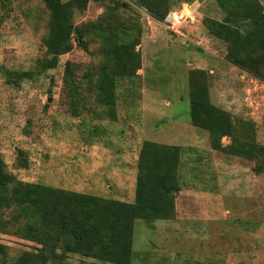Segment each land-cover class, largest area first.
Instances as JSON below:
<instances>
[{
	"label": "rangeland",
	"instance_id": "obj_1",
	"mask_svg": "<svg viewBox=\"0 0 264 264\" xmlns=\"http://www.w3.org/2000/svg\"><path fill=\"white\" fill-rule=\"evenodd\" d=\"M120 6L114 25L134 27L120 40L138 33L140 66L115 89L116 119L96 117L83 72L100 63L98 39L87 50L73 43L56 65L36 76L44 56L42 38L48 12L40 0H0V157L15 179L67 191L90 193L131 202L136 159L142 140L178 145L179 189L172 193L169 218H135L131 230L130 264H264V165L262 156L247 159L214 150L205 130L188 118V71L202 69L211 103L230 114L241 139L264 146V80L224 58L225 43L211 35L205 19L220 20L214 0H169L162 20L150 17L134 0ZM264 7V0H259ZM186 17L172 23L182 6ZM110 0H87L74 10L81 25L103 15ZM75 34V33H74ZM75 64L84 108L69 113L62 92L63 64ZM15 79V80H14ZM14 80V81H12ZM230 141L228 135L220 145ZM20 150V154L18 153ZM17 155L27 161L17 166ZM14 211L4 209L2 220ZM22 222L17 224L20 227ZM0 232L4 262L39 244L19 237L7 226ZM58 252V249H56ZM53 264H112L68 253ZM45 264H51L49 262Z\"/></svg>",
	"mask_w": 264,
	"mask_h": 264
},
{
	"label": "trees",
	"instance_id": "obj_2",
	"mask_svg": "<svg viewBox=\"0 0 264 264\" xmlns=\"http://www.w3.org/2000/svg\"><path fill=\"white\" fill-rule=\"evenodd\" d=\"M40 1L48 12L47 31L41 40L44 56L36 62L34 71H17L16 79L30 78L53 68L58 56L71 50L73 43L87 50L88 42L96 38L100 63L96 68L89 66L83 77L87 79L88 91L93 93V105L100 108L101 114L96 113V117L115 120L118 81L132 78L140 66L139 53L135 49L138 33L130 40H120V34L134 27L114 25L117 15L113 10L120 3L110 0L112 8L106 7L102 16L75 25L73 11L82 10L87 0ZM214 1L221 8L222 17L220 20L207 18L205 25L211 35L225 43L224 58L264 80L263 5L259 0ZM134 3L155 20H162L171 6L169 0H134ZM187 14L183 5L178 12L172 13V23ZM74 71L75 64L65 61L61 84L69 113L77 116L84 108L81 101L84 95ZM187 86L189 121L207 132L210 147L247 159L261 155L264 165V146L241 139L233 131L230 114L209 100L202 69L188 71ZM223 135H228L230 141L222 146L219 139ZM179 157L178 145L142 140L131 202L17 180L4 169L0 157V213L4 209L14 211L9 221L0 218V232L6 233L10 226L14 234L39 244L34 251L19 253L10 264H53L68 253L112 264H130L133 220L165 219L173 213L172 193L179 189ZM15 164L25 167L27 161L17 155ZM19 222H22L20 227L17 226ZM5 253L0 243V264H7L3 259Z\"/></svg>",
	"mask_w": 264,
	"mask_h": 264
},
{
	"label": "water",
	"instance_id": "obj_3",
	"mask_svg": "<svg viewBox=\"0 0 264 264\" xmlns=\"http://www.w3.org/2000/svg\"><path fill=\"white\" fill-rule=\"evenodd\" d=\"M73 33H75V32H73Z\"/></svg>",
	"mask_w": 264,
	"mask_h": 264
}]
</instances>
